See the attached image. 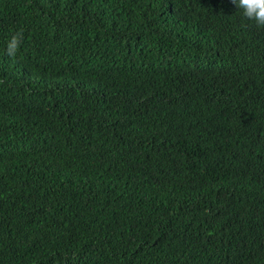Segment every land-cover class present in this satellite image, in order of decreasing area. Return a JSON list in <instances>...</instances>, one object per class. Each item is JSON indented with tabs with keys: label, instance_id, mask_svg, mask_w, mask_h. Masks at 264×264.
Segmentation results:
<instances>
[{
	"label": "trees",
	"instance_id": "16d2710c",
	"mask_svg": "<svg viewBox=\"0 0 264 264\" xmlns=\"http://www.w3.org/2000/svg\"><path fill=\"white\" fill-rule=\"evenodd\" d=\"M0 264H264V28L0 0Z\"/></svg>",
	"mask_w": 264,
	"mask_h": 264
},
{
	"label": "clouds",
	"instance_id": "9594fccd",
	"mask_svg": "<svg viewBox=\"0 0 264 264\" xmlns=\"http://www.w3.org/2000/svg\"><path fill=\"white\" fill-rule=\"evenodd\" d=\"M238 7L244 18L254 21L257 27L264 28V0H232ZM22 34L13 35L7 43L6 55L15 59L20 47Z\"/></svg>",
	"mask_w": 264,
	"mask_h": 264
}]
</instances>
